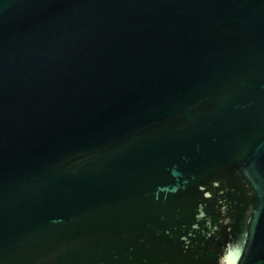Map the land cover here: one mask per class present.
<instances>
[{"label": "water", "instance_id": "95a60500", "mask_svg": "<svg viewBox=\"0 0 264 264\" xmlns=\"http://www.w3.org/2000/svg\"><path fill=\"white\" fill-rule=\"evenodd\" d=\"M0 264H264V0H0Z\"/></svg>", "mask_w": 264, "mask_h": 264}]
</instances>
